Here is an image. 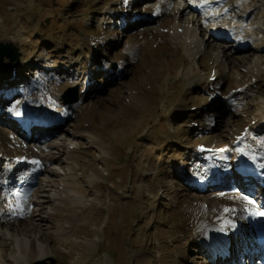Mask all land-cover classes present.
I'll return each mask as SVG.
<instances>
[{
    "label": "rangeland",
    "instance_id": "374dc122",
    "mask_svg": "<svg viewBox=\"0 0 264 264\" xmlns=\"http://www.w3.org/2000/svg\"><path fill=\"white\" fill-rule=\"evenodd\" d=\"M221 2L225 15L219 8L217 19L227 24L225 30L218 22L217 29L253 34V49H237L223 33L208 36L211 27L199 25L197 11L176 8L183 0H0V43L19 54L14 63H0V161L32 155L41 161L33 183L16 191L19 178H13L9 194L0 193V264H17L23 253L29 264H202L194 242L206 225L226 229L230 214L183 205L199 196L211 199L226 186L212 183L199 191L183 181L178 167L211 180L214 168L227 172L201 147L214 142L226 148L227 131L259 115L257 127L247 126L240 149L250 154L257 145L264 162V70L247 72L253 59L264 65V0H245L240 7L236 0ZM167 17L197 29L204 51L190 60L169 37L153 43L152 30ZM88 40L98 42L93 56ZM169 61L179 68L167 74ZM157 68L161 78L152 101L133 114H117L139 77ZM69 88L76 89L78 101L64 105L60 97ZM24 103L32 107L31 119L43 110L62 111L65 122L57 127L64 132L84 120L90 140L47 143L51 131H21L8 118L26 111ZM52 155L55 160L46 161ZM233 175L225 179L230 190L264 205L261 187H244ZM22 202L42 219L34 229L26 225L28 215L18 219L11 213ZM181 244L189 249L185 260Z\"/></svg>",
    "mask_w": 264,
    "mask_h": 264
},
{
    "label": "bare ground",
    "instance_id": "6f19581e",
    "mask_svg": "<svg viewBox=\"0 0 264 264\" xmlns=\"http://www.w3.org/2000/svg\"><path fill=\"white\" fill-rule=\"evenodd\" d=\"M122 1H126V0H122ZM183 1L186 2L185 3L186 5L180 3L178 6H176V8L179 9L180 13H182L186 8L193 11L194 13L197 11L196 13L199 14V17L201 19V23L199 25L201 26L207 25L211 27L207 31L209 32L208 36L210 34L213 35L217 34V36L218 35L223 36L220 35L221 33H223L221 29H217L219 23L223 27V22H222L223 19L221 20L216 19L218 17L217 14L219 12L218 3H220L221 0H217L216 2L210 0H183ZM180 2H182V0H180ZM245 3H246L245 0H236V5L239 7L245 5ZM158 10L156 9L155 11H152L153 14L158 16L160 14V11ZM245 12L250 13L247 10H245ZM218 32L220 34H218ZM197 33H198L197 29L190 26H181L178 24L176 18L167 17L164 21L160 22V24L155 26V28L152 30L151 39L153 43H156L161 41L164 37L167 38L169 37L170 39L174 40L177 45L184 48V54H186L187 57H189L191 60L193 59V57L199 55L202 51H204L205 48L204 43L198 39ZM231 37L235 38V35L232 34ZM256 40L257 38L253 37V34L247 33L242 35L239 38V41H237V37H236L235 41L233 40L231 42H234L235 44H237V42H240L239 45H236L237 47L244 46L246 44L248 48L253 49L254 44H256L255 42ZM106 41L112 42L113 38L103 39V42ZM246 41H248V45ZM85 44L87 45L89 52L93 56L95 53L94 48L98 44V42L88 40L85 42ZM126 45H128V43H126ZM162 66L163 65H161L160 68H162ZM166 66L167 68L165 71H167V74L174 72L179 68L176 63H171V61H169L168 65ZM263 70H264V65L262 66L258 59H253L251 61V65L248 66L247 72L250 75H258ZM160 72L161 70L150 72L147 74L146 73L144 74L142 71L139 72L140 74L142 73L143 74L141 75V77H139L138 83L134 84V86L132 85L133 87H131L130 89L129 97L128 98L126 97L127 101L123 104L120 103L121 105L117 107L118 108L117 114H133L135 111L139 110L140 108L147 106L150 103V101H152L153 99L152 89L154 83H156L161 78ZM88 74H89L88 76H90L91 78L92 77L91 73L89 72ZM9 76L11 77L12 73ZM217 80L219 83L221 82L222 79L218 78ZM228 92L229 90H227L225 93ZM80 98L82 97L80 96ZM25 105H29V103H24L23 107ZM31 108L32 107H30L29 105L26 108L27 109L26 111L19 110V112H17L15 116H11L8 119H11L12 121L17 120L20 124L18 128L25 126L28 131L31 130L32 128H34L36 131H44L48 129V126L50 124L58 125L63 119H65V115L62 111L48 113L46 110H43V112H41L39 117L35 119H31L28 113L29 112L28 110H30ZM260 120H261V116L259 115L258 119H254L248 125H240L236 127L235 130H228L226 137L230 143L228 146L226 145L227 146L226 148L225 146L223 147L222 143L217 145L216 143L214 144V142H208L201 147L202 152H207L210 154L211 157H214L218 159L221 163H224L225 167L227 168V172L225 170L220 171V169L214 168L216 176L213 180H211L206 175H202V174L190 175L189 173L185 172L181 167H178L177 169L178 174L183 179V181L188 185H190L191 187H194L195 189L197 188L199 191L209 190V187H211L212 183L217 184V186L218 184L224 185V187L226 186L225 188L218 187L217 189H215V193L211 199L204 200L202 197L199 196L194 199V202L193 201L188 202L183 205V208L188 211L207 209V210H214L219 212L222 209H226L230 214L229 219L226 221V225H227L226 229L222 230L218 226L206 225L202 229L198 237V241L194 242L193 245L199 247V251L201 253L200 262L202 264H206V261H208L210 264H238L239 262L241 263L242 260L240 259L242 257H245L244 255H247L249 257L250 255H255V254H257L259 258L262 261H264V255L261 252L264 249L263 203H255L253 202V200L247 197V194L244 191L243 192L233 191L230 190L232 189L231 187L225 185L226 183L225 179L228 173L232 171L234 173H239L240 175L249 173L254 180L253 186L250 187L253 188L255 187L256 184L257 186L264 189V184H261V174H260L262 171H264V162H263V158L261 157L260 151H257L258 146L253 145L254 148L255 147L256 148L250 154L244 153L240 149V146L242 145L241 140L243 139L244 134L247 133V126L257 127L259 125ZM83 121L73 123L66 132H64V130L61 129H55L50 133L51 134L50 141L63 139V137H66L69 140V143L75 141L76 138L79 137H86L90 140V136H91L90 127L87 126V124ZM211 123H212L211 120L208 119L207 126L209 127ZM173 137L175 140L178 139L175 136ZM69 151L70 149H67L65 152L67 156L69 155ZM230 152L235 153V158L232 159L229 158ZM51 159L55 160L53 155L49 156L46 159V161H49ZM9 160L11 159L6 158V161ZM13 161L14 164L18 163L23 165L25 163L27 167H29L28 170H24V172L21 171L22 176L19 178V181H15V183L16 182L17 184H20L21 182L22 184L24 183L29 184L31 182L33 183L34 182L33 174L35 172L41 171L40 158H37L36 156L32 155L29 158H21L17 160L13 159ZM32 163L34 165H31ZM13 166L14 165H10L8 163L7 167L0 174V177L5 178L6 185L8 184V190H9V186H11V184L13 183L14 175L12 173H16L14 172L15 168H13ZM33 166H34V170L29 171V169H31ZM20 190L23 189L20 188ZM11 210H12L11 213H17L16 217H18V219L21 218L22 216L28 215L29 219L26 222V225L29 226L30 229H34L36 227V224H38L39 221H42V219L37 215V213L31 214L30 212H28L29 210L28 202L26 203L22 202L20 203L19 206L12 207ZM236 244L239 245L237 257L233 255L235 250H237L235 247ZM22 245L25 244H21V247ZM177 247L179 254L183 255L182 260L188 258L187 253L189 249L187 245L181 244ZM165 250L166 248H162V251ZM30 251H33L31 246H30ZM42 258H43V254H39L36 257L37 260H40ZM16 260H17V264H29L25 253L17 257ZM260 264H264V263H260Z\"/></svg>",
    "mask_w": 264,
    "mask_h": 264
},
{
    "label": "water",
    "instance_id": "95a60500",
    "mask_svg": "<svg viewBox=\"0 0 264 264\" xmlns=\"http://www.w3.org/2000/svg\"><path fill=\"white\" fill-rule=\"evenodd\" d=\"M19 54L17 53L16 48H13L11 45H4L0 43V63L7 59L10 63H14L18 60ZM76 89L69 88L61 95V100L65 105H72L78 101V97L75 94ZM71 93H74L72 96Z\"/></svg>",
    "mask_w": 264,
    "mask_h": 264
},
{
    "label": "snow or ice",
    "instance_id": "6c2138e0",
    "mask_svg": "<svg viewBox=\"0 0 264 264\" xmlns=\"http://www.w3.org/2000/svg\"><path fill=\"white\" fill-rule=\"evenodd\" d=\"M35 163V162H34Z\"/></svg>",
    "mask_w": 264,
    "mask_h": 264
}]
</instances>
